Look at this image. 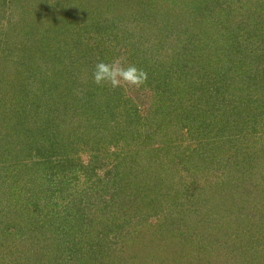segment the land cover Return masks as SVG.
I'll return each mask as SVG.
<instances>
[{
	"label": "rangeland",
	"instance_id": "374dc122",
	"mask_svg": "<svg viewBox=\"0 0 264 264\" xmlns=\"http://www.w3.org/2000/svg\"><path fill=\"white\" fill-rule=\"evenodd\" d=\"M204 2L0 0V264H264V1Z\"/></svg>",
	"mask_w": 264,
	"mask_h": 264
},
{
	"label": "trees",
	"instance_id": "16d2710c",
	"mask_svg": "<svg viewBox=\"0 0 264 264\" xmlns=\"http://www.w3.org/2000/svg\"><path fill=\"white\" fill-rule=\"evenodd\" d=\"M184 1V6H183V8H184V10H192V11H194V15H192V18H194V27H199V22H198V20H196L195 21V18L198 16V14H200V15H206V12L204 11V7H203V5H202V3L204 2V0H183ZM264 0H261V2H263ZM205 3V2H204ZM172 10V8H169L168 7V10L166 9V11H164L165 13H166V15H165V17H170V16H172L171 15V13H170V11ZM163 12V13H164ZM189 12V11H188ZM196 25V26H195ZM176 29H178V37H181V35H180V28L178 27L177 28V26H176V28H175V30ZM194 30V29H193ZM194 31H197V32H199V29H195ZM176 32H177V30H176ZM135 38V37H134ZM169 40H170V42H171V40H172V42L174 41V39L171 37V36H169ZM190 41H192V40H190ZM189 40L188 41H185L184 43L185 44H190V43H188V42H190ZM176 43V42H175ZM209 43H205V44H203V45H196L195 43L193 44V47H192V53H190V51L188 52V53H190V59L189 60H187V59H184L182 62H180V63H184V62H186L187 64L188 63H191V58H194V56H193V54L194 53H197V52H199L200 51V53H206L207 52V50H208V52H209V50H210V44L208 45ZM232 44H234V43H232ZM190 45H192V44H190ZM190 45H188V47H190ZM229 46H231V47H235V45H229ZM217 48V47H216ZM224 48V47H223ZM189 49V48H188ZM212 49V48H211ZM195 50V51H194ZM219 50V49H218ZM186 55V54H185ZM186 56H188V55H186ZM227 54H224V59H226L227 60ZM173 62L175 61H177V63H178V52L176 53L175 52V54L173 55ZM188 58V57H187ZM224 59H220L219 61H220V63H223V62H225L224 61ZM227 62V61H226ZM224 65V72H225V70H226V64H223ZM177 67H178V64H177ZM174 72V71H173ZM178 75V72H175V73H172V74H170V75H168V78L170 79L171 77H172V79H173V77H175V76H177ZM78 75H76L74 72L70 75V79H71V81L73 80V81H76V80H78ZM105 89V88H104ZM120 89V88H119ZM119 89H118V87H116L115 88V90L113 91V94L114 93H117V92H119ZM34 91V90H33ZM107 91H109V90H107ZM35 92V91H34ZM106 92V91H105ZM32 94H34V93H32ZM105 94V93H104ZM91 103H92V101H91ZM257 108H258V106H257ZM94 109V106H93V108H92V110ZM88 110H89V112L93 115V117H92V119H93V121L97 124L98 123V116H96V114H97V111L98 112H101V116H102V114L104 113V110H103V108L102 107H100V108H96L95 110H90L89 108H88ZM258 110H259V108H258ZM262 111V110H261ZM19 126H20V124H18V126H11L12 128H13V132L15 133V136L17 135H19L20 133H21V128L19 129ZM238 125H236V127H237ZM9 127V126H8ZM18 127V128H17ZM21 135V134H20ZM55 143H56V147L57 148H59V149H61V151L63 152V149H64V153L65 152H67L66 151V142H62V141H60V142H58L57 140L56 141H54ZM17 143H19L20 144V141L19 142H17ZM70 143H73V142H70ZM28 145L30 144V143H27ZM15 145H16V143H15ZM28 145H24V147L23 148H25V147H27ZM31 147V145H29V147L28 148H30ZM33 147H36V148H38V146H37V144L35 145L34 144V146ZM32 147V148H33ZM11 148H13L14 149V147H12L11 146ZM130 175H131V173H130ZM134 177H136V175H133ZM135 179H137V178H135ZM132 180H134V179H132ZM141 182V181H140ZM67 217V216H66ZM66 218H62L61 217V222L63 221L64 222V224H61V225H64V231H67V232H69V230H70V228H69V226L71 225L70 224V222H68V221H66L65 220ZM48 221H46L45 223H43V225H42V228H44V227H49L48 225H51V224H48L47 223ZM48 224V225H47ZM54 224V223H53ZM52 224V225H53ZM52 228H55V225H53L52 226ZM57 249H55V252H58V253H61V251H62V248H60V252L59 251H56ZM57 254V253H56ZM86 254H90V255H93V258H96V259H98V257H100L99 256V254H98V252H93L92 254L91 253H86ZM98 261V260H97ZM94 262V261H93ZM93 262L91 263V264H93ZM99 262V264H101V262L100 261H98ZM90 263V262H89Z\"/></svg>",
	"mask_w": 264,
	"mask_h": 264
},
{
	"label": "clouds",
	"instance_id": "9594fccd",
	"mask_svg": "<svg viewBox=\"0 0 264 264\" xmlns=\"http://www.w3.org/2000/svg\"><path fill=\"white\" fill-rule=\"evenodd\" d=\"M93 79L97 85L110 83L113 88L125 83L139 86L146 79V73L135 65L124 67L121 59L116 58L111 63L98 62L93 72Z\"/></svg>",
	"mask_w": 264,
	"mask_h": 264
}]
</instances>
